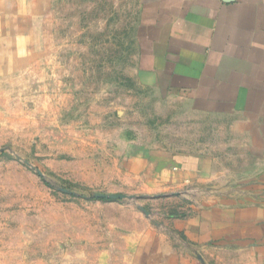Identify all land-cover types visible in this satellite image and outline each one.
<instances>
[{
	"label": "rangeland",
	"instance_id": "obj_1",
	"mask_svg": "<svg viewBox=\"0 0 264 264\" xmlns=\"http://www.w3.org/2000/svg\"><path fill=\"white\" fill-rule=\"evenodd\" d=\"M142 11V0H38L36 18L13 35L4 22V41L22 49L0 51V264H128L127 210L148 212L167 232L239 185L217 178L148 193L134 178L128 156L138 144L224 157L222 132L206 130L219 121L142 83ZM243 156L240 146L226 156L234 176L251 167ZM238 249L201 251V261L264 264V246Z\"/></svg>",
	"mask_w": 264,
	"mask_h": 264
},
{
	"label": "crops",
	"instance_id": "obj_2",
	"mask_svg": "<svg viewBox=\"0 0 264 264\" xmlns=\"http://www.w3.org/2000/svg\"><path fill=\"white\" fill-rule=\"evenodd\" d=\"M37 8L38 0H0V51L22 49L4 41V22L12 20L13 35L19 21L36 18ZM142 9L148 23L142 83L182 101L194 117L219 121L206 130L222 132L224 157L138 144L128 156L134 178L149 182L148 193H175L217 178L240 182L203 213L175 219L167 232L150 214L127 210L128 264H206L201 251L264 246V0H142ZM238 146L251 167L234 176L226 156ZM185 247L199 255H185Z\"/></svg>",
	"mask_w": 264,
	"mask_h": 264
},
{
	"label": "water",
	"instance_id": "obj_3",
	"mask_svg": "<svg viewBox=\"0 0 264 264\" xmlns=\"http://www.w3.org/2000/svg\"><path fill=\"white\" fill-rule=\"evenodd\" d=\"M94 197L95 199L98 200H124L128 198V196L124 194H99V193H96ZM146 214H148V212H146Z\"/></svg>",
	"mask_w": 264,
	"mask_h": 264
}]
</instances>
